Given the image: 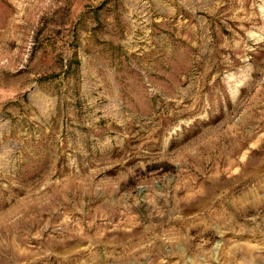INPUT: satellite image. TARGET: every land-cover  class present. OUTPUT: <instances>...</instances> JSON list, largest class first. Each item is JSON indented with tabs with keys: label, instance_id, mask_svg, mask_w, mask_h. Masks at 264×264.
Segmentation results:
<instances>
[{
	"label": "rangeland",
	"instance_id": "1",
	"mask_svg": "<svg viewBox=\"0 0 264 264\" xmlns=\"http://www.w3.org/2000/svg\"><path fill=\"white\" fill-rule=\"evenodd\" d=\"M0 264H264V0H0Z\"/></svg>",
	"mask_w": 264,
	"mask_h": 264
}]
</instances>
